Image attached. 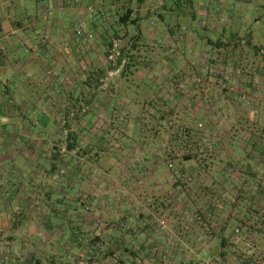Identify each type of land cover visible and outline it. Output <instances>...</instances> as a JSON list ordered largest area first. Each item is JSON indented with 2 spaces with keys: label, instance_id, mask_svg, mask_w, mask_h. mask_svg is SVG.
I'll use <instances>...</instances> for the list:
<instances>
[{
  "label": "crops",
  "instance_id": "1",
  "mask_svg": "<svg viewBox=\"0 0 264 264\" xmlns=\"http://www.w3.org/2000/svg\"><path fill=\"white\" fill-rule=\"evenodd\" d=\"M60 1L65 3L63 14L68 7L67 15L82 18L89 4L100 3L107 11L128 0H80L78 5L72 3L74 0H0V264H227L221 258V248L215 245L216 240L226 237L225 227L209 241L196 235L200 231L182 238L181 225H177L179 234L175 232L174 204L161 198L149 204L137 203L136 196L144 195L146 187L160 186L153 181L142 183L153 177L154 169H165L159 151L161 134L148 139L138 134L144 146L149 143L158 152L154 156L145 147L142 151L140 161L151 166L142 169L145 176L139 180L143 185L140 193L133 188L125 190L120 184L124 182L119 178L130 173L128 165L134 162L129 154L124 155L128 153L126 147L117 158L118 181L99 189L93 177L86 178L84 173L90 170L93 174L97 169L112 178L113 157L106 154L108 163L99 168L103 155L95 151L103 149L101 146L95 145L98 148L83 157L76 151L67 154L64 141L67 131L83 137L81 133L88 125L80 116L84 113L91 116L90 124L103 116L107 125H97L103 135L96 132L88 142L82 138L81 146L84 141L97 144L100 138L113 139L111 132L121 128L115 122L118 124L122 115L132 116L127 133L129 125L140 124V132L161 130L153 119L155 112L140 101L144 97L155 99L161 93L146 95L140 84L154 71L158 77L152 82L161 85L172 60L174 65L180 64L174 66V106L181 130L197 128L220 140L224 133L226 138L242 142L239 146L232 142L237 151L247 148L243 142L249 139L264 138V0L187 1L191 15L179 21L184 22L183 27L177 28L174 37L168 36L158 22V30L143 27L151 21L146 15L152 3L163 6L171 1L148 0L138 9L142 18L138 26L118 29L121 39L116 38L115 43L129 50L138 42L141 51L150 53H141L125 76L115 73L112 78L107 74L110 66L103 58V43L90 44L82 39L74 43L75 34L59 12L44 16L49 2ZM183 14L188 15L174 4L170 23L175 25ZM106 18L112 25L110 16L101 20L96 16L92 21L99 33L103 34L99 25ZM160 32L166 44H174L178 50L192 47L198 54L165 58L155 43ZM223 85L225 92L220 94ZM83 97L91 103H85ZM67 114L69 117H64ZM93 129L92 133L96 131ZM230 150L225 145L224 157L233 163ZM255 150L264 153V141ZM120 166L126 167L125 175ZM75 183V189H80L74 201H69L67 187L71 189ZM114 186H118L116 190ZM84 197L91 201L82 202ZM178 237L187 244V249L178 244L186 254L173 245ZM250 253L264 258L258 250Z\"/></svg>",
  "mask_w": 264,
  "mask_h": 264
},
{
  "label": "trees",
  "instance_id": "2",
  "mask_svg": "<svg viewBox=\"0 0 264 264\" xmlns=\"http://www.w3.org/2000/svg\"><path fill=\"white\" fill-rule=\"evenodd\" d=\"M147 1L148 0H134L132 2V0H128L113 10L110 9L106 11L103 9L102 12L98 14V16L101 18L111 16L113 18L112 26L118 29L136 27L142 20L138 9H141L143 5L147 3ZM180 1H182V3H180ZM187 1L190 0H171L169 4H164L162 6L163 14L162 16H158V23L167 30L168 36L174 37L177 28L179 29L183 27L184 22L180 24L179 21H183L185 18H188V16L191 15V13L187 11ZM174 4L181 6L183 12L188 14L187 16L184 14L183 16L177 15L178 22L175 25L170 23L171 15L174 16ZM156 6L157 5H153V3L151 6H149V11L147 14L150 15L151 18L150 24L155 23ZM103 7L104 6H102V8ZM46 8L44 10V14L46 12ZM163 24H165V26ZM113 35L118 40L121 39L118 36V30H116ZM98 37L99 39L103 40V45L106 46L103 53V58L110 66L107 73L108 75H113L110 78L115 77V73H118L117 75L123 77L129 69L134 68L135 64L137 63L136 61L140 59L141 56L142 47L138 45V42H134L131 49L129 50L125 47L118 48L117 50L119 55L110 62L107 60V57L109 56L110 50L113 49L115 42H112L110 38L106 37V35L102 33ZM115 44L117 45V43ZM164 44L166 43L164 42ZM145 47L148 49V46ZM235 47L238 49V46ZM157 48L160 49L158 51L163 53V56L166 54L167 57L165 58L172 57L174 59V55L176 54L174 52V47L166 44L163 46H158ZM145 52L150 53L149 50H145ZM255 53L259 54L260 51L257 50ZM142 68H147V66L142 65ZM165 75L168 77L170 75V79H166V81L164 80V82L158 86L163 88V93H161L160 89L157 90V93L160 92L161 96L157 95L158 97L155 99L144 97L142 100H140L141 104L146 105L148 108H151L150 110L155 112L153 119H157L161 130L159 129L157 131H153V134L158 135L161 133L162 135L163 145L160 146L159 149L162 150L163 157H165L164 159L166 160L169 158L172 161L179 160L182 164L186 162H193L196 164L192 174L186 175L185 172H181L177 175V177H173L174 175H171V173L175 171V166L173 162L169 163L168 166L164 167L169 173V177L167 178L168 181L177 178V181H174L172 186L176 190L180 191V193L184 196H188V191L191 189H186L185 187L188 184L193 183L195 186L194 189L197 190V192L202 193L197 194V196H205V198L209 201V206L206 201L208 206L206 213L212 215V218H219L221 212L226 214V217H224V226L227 225L229 227V215L231 213L237 214V219L233 225L235 227L231 229V232L227 237L220 239V244H218L222 252L221 258L226 259V262H228L227 253L231 250V247L234 246L232 243V239L234 237L238 238V240L241 239L249 243V250H258L259 252L264 253V161H262L264 160V153H256L255 150L259 143L264 141V138L259 135L252 139V141L249 139L247 142H243L247 148H241L239 151H237L233 148L232 142H235L237 146H239V144L242 142L239 139L232 141V137L228 139L224 133L221 134L220 140L216 137H209L204 133V131L197 128L190 130H181L180 128L175 129V127L173 128L171 126V122H173V120L174 123L177 121L175 114L176 106H174V85H177L175 82L177 74L174 72V67L170 70L168 69ZM225 88V85L220 88V94ZM144 91L147 93L146 89H144ZM219 92L217 96L219 95ZM83 99L85 103H91V100L86 101L84 97ZM102 102H105V100ZM80 116L83 122L84 118L88 117L87 119L89 122H86L90 124V115L88 113H84ZM64 117H69V114L65 115ZM64 117L62 118L64 119ZM151 118L152 117L150 116V119ZM146 119H149V116H146ZM66 134L67 135L64 143L67 154L76 151L78 155L87 157L92 154V151L98 148L95 146L97 144H91L90 142L86 143V141H84L85 146L80 145L82 138L83 140L86 138L87 142L93 139L90 130L86 132L84 128L81 133L83 135L82 138H79V132L76 133L75 131H67ZM262 135H264V132H262ZM222 145L224 147L225 145L230 147V151L231 153L233 152L234 155L238 154V157H236L237 159H235L233 163L227 162L225 159L224 147ZM176 148L181 150L184 154L181 158L174 156L173 153H175ZM259 166L260 168H258ZM215 167L217 170H215ZM257 170H260L259 172H261L259 175ZM218 174L220 177L217 178ZM230 185L236 188L237 191L235 193V197L231 196L227 198L224 195L227 193V188ZM213 200H215L214 204L212 203ZM218 201L222 203L221 207L218 206ZM196 205V202H192V204L190 203L188 206L193 208ZM260 207H262V209H260ZM212 218L210 221L207 220L206 226H210L211 222H213ZM199 224L200 228L198 229L199 226L195 227L192 231L194 232L198 229L196 231L198 233V231L201 232L204 230L206 235H209V231L205 230L206 228L204 224H202V221L201 223L199 222ZM211 237H213L212 234ZM205 238L207 239L208 236H205ZM231 253L235 254V251ZM257 258L260 260V258H262L261 254L259 256L252 254L249 256L247 262H244L243 264H250V262L252 264H258L259 262L255 263V261H258Z\"/></svg>",
  "mask_w": 264,
  "mask_h": 264
},
{
  "label": "rangeland",
  "instance_id": "3",
  "mask_svg": "<svg viewBox=\"0 0 264 264\" xmlns=\"http://www.w3.org/2000/svg\"><path fill=\"white\" fill-rule=\"evenodd\" d=\"M49 3H52V2H49ZM72 3L75 4V5H78V4H80V0H74V2H72ZM67 8H65V10H64V14L65 15L63 13H61L60 16H62L61 17L62 20L69 26L68 30L70 28V31H71V33L73 35L75 34V31H76V29L78 27L79 22H84L85 21L87 26H88L86 31H84L82 35H79V36L78 35L77 36L74 35V38H75V41H73L74 43H78L79 40L81 41V39L86 41L87 43H90V44H93V42H95L96 44H97V42H98V44L103 43V40L99 39V37H98V35H100L101 33H99V30L97 31V29H96L97 26H94V23L92 22L93 19L95 20V17L98 16V14H100L102 12V10L104 9V8H102V5L100 3H97V4L93 3V4H89V5L85 6V8L87 10L83 14L82 18H81V16L73 17V16H71L72 14H68L67 15V13H66L67 10H68ZM89 8H92L93 11L92 12H88ZM155 8H156V13H155V15H156L155 19L156 20L154 21L155 23L154 24H150V21H149L148 24L143 26L147 30H152L153 31V30H158L160 28V26H158L156 23L159 22L158 16H162V14H163L162 5L159 4ZM146 17L150 18V15H146ZM99 20H101V17H99ZM92 24H93V26H92ZM163 25L165 26V24H163ZM99 26L103 29V34H105L106 37L110 38L112 40V42L113 41L114 42L117 41V39H116V37H114L113 33L116 30H118V28H115L112 25H110V20H108L106 18L105 21H102ZM163 28L164 27H162V30H163ZM130 30H133V29L131 28ZM87 33H92L91 34V35H93V39L92 40H87L86 39L85 35H87ZM146 37H148V36H146ZM161 37H162V35H161V32H160L157 35V37H156V39L159 38V41L157 39L156 40L157 42H155V43H158L157 46L166 45V44H164V41L161 40L162 39ZM98 46H100V45H98ZM171 46L174 47V52L176 53V55L178 54V56L179 55L180 56L181 55H185V57L189 58V57H193V56L198 54V52H196V50H194L192 47H187V48H184L183 50H181V48H180L178 50V49H176L174 44L171 45ZM118 48H120L119 44H117V49ZM141 53L145 54V52L143 50L141 51ZM83 55H85L84 52H83ZM177 57H175V58H177ZM179 65L180 64H175L174 65V60H173V61H169V65H168L167 68L170 70L174 66H179ZM160 67L161 66H158V69ZM164 71H166V70H164ZM154 76L158 77V74H156V72H154V71H151L148 74V76L143 80V82L140 84V85H142V87H144V89H146V91H147L146 95H151L153 92H155V91H157L159 89H160L161 93H163V91H162L163 88L162 87H158L159 83L157 84L156 82L155 83L152 82L153 81L152 78ZM164 78L165 79H170V75H169V77L164 75ZM5 101L8 102V99H6ZM131 117L130 116H126V115H122L121 117H119V119H120V121L118 119L119 123L118 124H117V122H115V123H116V125L121 126V128L117 129V131H115V132H113V130H112V132H111L112 133V137L111 138H113V139H107L106 138L105 140H103L102 138H100L99 142H96L99 147L101 146L103 148L101 150H96V151L94 150L95 152H97L98 155H101V156L103 155L101 157L102 159L98 160L99 161V164H98L99 168H103V166H105L108 163V159L106 157H104V156H106V154H109L111 157H113L112 158L113 160L110 162V165L112 166V169H110V172H111L110 177H112V178L109 179V178L104 177L105 175H102L101 172L99 170H97V169H96V171L93 172V174L90 173V170H87L84 173V176L86 178L87 177L90 178L92 176L93 177L92 180H94L95 183L97 182V185H98L99 189H102V187L105 185V183H108V182L112 183L113 181L115 182V180H117L116 178H119V175H117V173H118V171H117V164L118 163L117 162H119V160L117 159L118 156H119L118 154H119V151L122 149V147H126V150L128 151V153H124V155L128 156V154H129V157L131 158V159L130 158L129 159L131 161H134L133 162L134 164L132 163L131 165L130 164L128 165L127 169H130V173L129 174H127L125 177L121 176L119 178L120 181L124 182L123 184L120 183L121 186L124 187L125 190L128 189V188H130V189L133 188L135 190L137 189L138 193H140L139 190L142 189V187H143L142 184L151 183L152 181L153 182H157V183L160 184V186H162L161 188H159L160 186L157 185V187H156L154 185L153 188H149V189H148V187H146L145 193H143L144 195H142V193H140L141 195L136 196V201H137L138 204H143V203L149 204V203H152V202H154L155 198H157V199L161 198L162 200H164V202H168V204H174V212H172V213H174V220L177 219V221H174V225L176 226L175 232H176V234L178 233L177 232V225H179V227L181 225L182 228H183V234L180 233L182 238L186 237L188 235H191V233L193 232L192 231L193 228L199 226L198 227V229H199L200 228L199 222L201 223V221H202V224H204V226L206 228L205 230L209 231V235H206L205 232L202 233V231H201L199 234H196L197 236L199 235V236L204 237V238H205V236H208V238L205 239V240L209 241V239L212 238L211 234L213 236L215 233H219V231L221 230V228L223 226V227H225L223 229H224L226 237H227L229 235V233L231 232V229L235 227L233 225L235 224V220L237 219V214L231 213L229 215L230 216L229 227L227 225L224 226V220H225L224 217H226L225 213L221 212L219 218H217V217H213L212 218V215L206 213L207 212V207L209 206L208 199H206L205 196H202V195H200L199 197L197 196V194H202V193L201 192H197V190L194 189L195 186H194L193 183H190V184H188L185 187L186 189L187 188L188 189L191 188V189L188 191L189 195L188 196H184L183 194L180 193V191L176 190L172 186L174 181H177V178L176 179L174 178V179L168 181L167 178L169 177V174L167 175L165 169L163 170L162 167H159L157 170L154 169V171L156 173L153 174V177H151L149 180L147 179V181L145 183L144 182L142 184L139 183L140 182L139 180H141L140 177H144L145 176V174H143L144 172L142 171L143 167L146 166L145 168H149V166H151L150 163L144 164V163H142V161H140L141 160V155L143 154L142 151H144V147H145L146 151H148L149 153H152L151 155H154V152L156 154L158 152L157 151H153V148H152V146L149 143L146 146H144V144L141 143L142 141L138 138V134L139 135H142V134L145 135V137L147 139L150 138V136L153 137V135H155V134H153V131H147V132L146 131H144V132L141 131L140 132V129H141L140 128L141 124H140V125L133 126V127H131L129 125L128 127H129L130 131H128V133H127V125L129 123V118H131ZM138 117H140V116L138 115L137 118ZM89 118H90V116H89ZM95 120H94L95 121L94 124L91 123L89 125L87 123V122H89L87 117L84 118V122L88 124L86 126V129H85L86 132H88L89 130L91 131V129L94 127V129L96 131L93 132V133L91 132V136H93V134H96V132H98L100 135H103V133L101 132V129L99 130V128L100 127L105 128L106 125H107V123L104 122L105 121L104 117L100 116V117H97ZM171 123H172L171 126L173 128L175 127V129H177V128L179 129V127H178L179 124H177L176 122L174 123V120ZM97 125H99L100 127L97 126ZM112 125H115V124H112ZM160 137L162 138V135ZM95 138H96V136H95ZM85 140L87 141L86 138H85ZM84 146H85V142H84ZM159 151H161V150L159 149ZM173 154L177 158H181L184 155L182 153V151L179 150L178 148H176V151ZM232 155H233L232 158L235 161V157H238V154L234 155V153H233ZM164 158L165 157H163V160H162L163 164L165 163L164 166H168V164L172 163V162H173V164L175 166V171L173 173H171V175H174L173 177H177V175L180 174L181 172H185L186 175H190V174L193 173V171H194L193 169L196 166V164H194L193 162H186V163L182 164L179 160L172 161L169 158H167L166 160ZM119 169H120L119 171H121L122 175H125L127 173L126 167L124 168V166L123 167L120 166ZM215 170H217L216 167H215ZM144 171H145V169H144ZM114 182L112 183L113 185H114ZM75 185H76V183L74 184V186H72L71 189H69L67 187L66 193L68 194L67 198H68L69 201H74V199L78 195L77 192L79 191L80 188L78 186H76V189H75ZM114 187H115L114 189L116 190L118 186H114ZM236 191H237V189L230 185V186H228L227 191H226L227 193L224 196H226L227 198H229L231 196L235 197ZM119 192L123 193V194L127 193L126 191H123V190L122 191L120 190ZM56 199H57V197L54 196V200H56ZM81 201L82 202H90L91 199H88L87 197H84V198L81 199ZM206 201H207L208 206L206 204ZM214 201L215 200H213V202H212L213 204H214ZM192 202L193 203L196 202L197 205L195 207H193V208L189 206L190 207V210H189L187 207H188V205L190 203L192 204ZM186 205H187V207H185L186 209L183 208V206H186ZM175 206H178L179 209L175 210ZM218 206H220V207L222 206V203L220 201H218ZM260 209H262V207H260ZM163 213L164 214H168V213H170V211H164ZM51 218H53V217H51ZM211 218H212L213 222H211L210 226L209 225L206 226L207 220L210 221ZM162 230L164 232L166 230V227L163 226ZM182 238L181 239L179 238V240L175 239L173 245H174L175 248H177L181 252V254L182 253L186 254L185 253L186 251L185 252L182 251L183 249L181 247H183V246L178 247V244L182 243L184 245V247L187 249V244H186V242L183 241ZM37 241L38 242L41 241V238L38 237ZM216 241L217 242H215V245L220 244L219 243L220 242L219 239L216 240ZM198 242L202 243L203 241L199 239ZM200 243H198L199 246H200ZM232 243L234 244V246H232L231 250L227 253L228 254V262H227V264H230V263L233 264L234 262H237L239 264H243L244 262H247L249 256L252 255L250 253L251 250H249V243H247V242H245L244 240H241V239L238 240V238H236V237H234L232 239ZM195 248H198V246H195ZM233 251H235V254L231 253ZM188 256H189V254L187 255V257ZM188 259H190V257H188ZM257 260L258 261H255V263H258V262H259L258 264L264 263V258H260V260H259V258H257ZM250 264H252V263L250 262Z\"/></svg>",
  "mask_w": 264,
  "mask_h": 264
},
{
  "label": "built area",
  "instance_id": "4",
  "mask_svg": "<svg viewBox=\"0 0 264 264\" xmlns=\"http://www.w3.org/2000/svg\"><path fill=\"white\" fill-rule=\"evenodd\" d=\"M64 2L63 1H60L59 4H54V3H49L47 5V8H46V12L44 14L45 17H51L53 16V14L57 11L59 12V14H61L63 12V9H64ZM92 8H89L88 9V12H92ZM87 24L86 22H79L78 24V27L75 31V35L79 36V35H82L84 31H86L87 29ZM92 33H87V35H85L86 39L87 40H92L93 39V35H91ZM118 51H117V45L114 44L113 46V49L110 50V53H109V56L107 57V60L108 61H113L115 59L116 56H118ZM124 63V62H123Z\"/></svg>",
  "mask_w": 264,
  "mask_h": 264
}]
</instances>
